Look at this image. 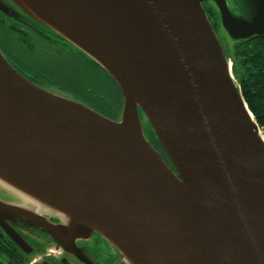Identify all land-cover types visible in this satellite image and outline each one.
Returning <instances> with one entry per match:
<instances>
[{
	"label": "water",
	"instance_id": "95a60500",
	"mask_svg": "<svg viewBox=\"0 0 264 264\" xmlns=\"http://www.w3.org/2000/svg\"><path fill=\"white\" fill-rule=\"evenodd\" d=\"M9 1L90 56L123 95L112 120L35 85L0 52V166L76 214L51 234L98 232L136 264H264V139L205 0H40L64 33ZM213 1L234 39L264 33V0L249 22Z\"/></svg>",
	"mask_w": 264,
	"mask_h": 264
},
{
	"label": "trees",
	"instance_id": "16d2710c",
	"mask_svg": "<svg viewBox=\"0 0 264 264\" xmlns=\"http://www.w3.org/2000/svg\"><path fill=\"white\" fill-rule=\"evenodd\" d=\"M2 1L9 7L13 20L25 24L52 46L49 49L45 47V53L30 52V48L18 39L14 28L8 27L0 16V52L10 64L35 85L46 90L56 88L99 114L118 120L123 95L111 75L90 56L32 19L9 0ZM234 44L230 54L232 76L252 118L258 128L264 130V33L239 38ZM139 113L143 114L140 110ZM144 132L151 136L171 165L150 123L144 127Z\"/></svg>",
	"mask_w": 264,
	"mask_h": 264
},
{
	"label": "flooded vegetation",
	"instance_id": "af4514ba",
	"mask_svg": "<svg viewBox=\"0 0 264 264\" xmlns=\"http://www.w3.org/2000/svg\"><path fill=\"white\" fill-rule=\"evenodd\" d=\"M143 134L169 165L151 136L146 132ZM0 202L15 203L2 195ZM42 217L45 219L38 221L25 213L0 209V264H127L121 251L100 233L53 236L51 226L62 225L63 220L44 214Z\"/></svg>",
	"mask_w": 264,
	"mask_h": 264
},
{
	"label": "bare ground",
	"instance_id": "6f19581e",
	"mask_svg": "<svg viewBox=\"0 0 264 264\" xmlns=\"http://www.w3.org/2000/svg\"><path fill=\"white\" fill-rule=\"evenodd\" d=\"M17 3L27 10L30 15L35 16L39 20L48 24L55 31H61L58 20L45 8L40 0H16ZM62 33L63 30H62ZM261 136V135H260ZM261 139H264L261 136ZM6 171H5V170ZM4 169L0 166V195H2L8 201L15 202L19 205L34 210L35 212L57 217L63 222H69L75 217V213L63 206L61 203L51 198L47 194H43L34 186V184L26 178H19L17 172H15L9 166H4ZM25 179V180H24ZM27 180V181H26ZM129 256H125V262L127 264H136Z\"/></svg>",
	"mask_w": 264,
	"mask_h": 264
},
{
	"label": "rangeland",
	"instance_id": "374dc122",
	"mask_svg": "<svg viewBox=\"0 0 264 264\" xmlns=\"http://www.w3.org/2000/svg\"><path fill=\"white\" fill-rule=\"evenodd\" d=\"M224 1H226L227 3L228 12L230 13V16L234 17V19H236L238 22L239 21L249 22L251 18H253L256 14L254 0H224ZM202 6H203L205 13L207 14L209 22L212 24L215 34L219 40V44H221L223 53L227 58V61L231 63L232 59H231L230 54L232 53L233 46L235 45L234 41L236 39H234L223 28L222 23H221V18H220V12L218 11V6L213 0H205V2L202 3ZM9 14L10 13L4 12L2 10L0 11L1 19H3L8 24V27L14 28L15 33H17L18 35L17 36L18 39L22 43H25L28 46V48H30V52L45 53V50H44L45 47L46 49H49L52 47L51 45H49L50 43L47 40L43 39L44 37L41 38L42 36L40 37L35 31L28 28V26H26L25 24L20 23L16 19L13 20V17H11ZM63 39L65 41H68L65 38ZM68 42L71 45H73L70 41ZM47 90H50L51 92L57 95H63L65 97L70 98L68 95H64L63 93L58 92L56 88L50 87ZM140 123L142 124V129L144 132V127L147 126L148 121L145 115L141 113H140ZM260 135L264 137V130L260 129ZM15 204L17 203H14V205Z\"/></svg>",
	"mask_w": 264,
	"mask_h": 264
}]
</instances>
